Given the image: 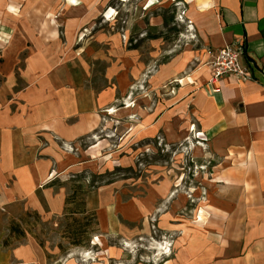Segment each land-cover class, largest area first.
<instances>
[{
    "label": "crops",
    "instance_id": "1",
    "mask_svg": "<svg viewBox=\"0 0 264 264\" xmlns=\"http://www.w3.org/2000/svg\"><path fill=\"white\" fill-rule=\"evenodd\" d=\"M79 1L0 0V264H17L20 251H40L30 235L14 248L3 237L10 222L27 215H63L61 183L89 168L94 145L82 150L78 142L96 129L97 109L111 98V36L95 29L83 52L74 53V35L93 27L87 16L100 7ZM175 1L194 43L152 74L154 98L150 116L141 117V137L182 139L193 125L211 167L198 221L168 214L169 227L181 234L163 264H264V0ZM236 42L252 78L225 75L213 91L210 51ZM96 61L105 69L99 89L89 85ZM143 65L136 60L135 75ZM171 79L181 81L162 90Z\"/></svg>",
    "mask_w": 264,
    "mask_h": 264
},
{
    "label": "rangeland",
    "instance_id": "2",
    "mask_svg": "<svg viewBox=\"0 0 264 264\" xmlns=\"http://www.w3.org/2000/svg\"><path fill=\"white\" fill-rule=\"evenodd\" d=\"M63 1L81 4L79 0ZM94 1L100 7L93 9L97 10L94 16H87L94 25L88 23V29L81 27L76 32L74 53L78 56L83 52V41L95 29L111 36L106 45L111 50V98L97 109L100 122L96 129L78 142L82 150L94 145L86 156L89 168L74 172L61 188L66 196L74 186L71 181L82 176L84 189L94 186L84 200L97 218L46 214L10 222L9 228L16 223L25 234L14 237L9 230L3 239L12 238L14 248L28 243L30 235L40 249L20 251L15 257L17 264H163L172 257L181 234L179 228L169 227L168 214L171 216L173 211L195 222L199 219V203L205 196L202 179L210 175L211 167L199 133L191 125L184 138L167 140L161 132L141 137L140 130L141 117L151 113V76L158 64L194 43L190 24L183 17L182 2ZM139 58L143 60V71L135 75ZM104 70L103 64L96 61L89 85L99 89L106 84ZM175 81L181 79L166 80L161 89L172 90ZM81 223L91 233L84 245L72 246L66 230L77 229Z\"/></svg>",
    "mask_w": 264,
    "mask_h": 264
},
{
    "label": "trees",
    "instance_id": "3",
    "mask_svg": "<svg viewBox=\"0 0 264 264\" xmlns=\"http://www.w3.org/2000/svg\"><path fill=\"white\" fill-rule=\"evenodd\" d=\"M165 20V19H164ZM82 177V176H81ZM78 178L75 180H72L71 183L74 185L72 187V190L66 194L64 198V212H63V217L66 215H73V214H82L85 218V216H91L96 219V214L94 211H88L85 205V200L84 196L88 190H91L94 188V186L89 185L84 189L85 183L82 182V178ZM74 206V207H72ZM36 217H38L35 214H32ZM28 216V215H27ZM75 220V218H73ZM16 224V223H15ZM12 228H9L10 230V235L14 234V237H19L24 235V231L21 230L19 225H15ZM96 224V222H95ZM90 229L87 227H84V225L77 224V229L75 227L71 228L69 227L66 230L67 238L72 246H79V245H84L87 239L89 238L90 235ZM7 240L9 239H4L3 243L4 245H7Z\"/></svg>",
    "mask_w": 264,
    "mask_h": 264
},
{
    "label": "built area",
    "instance_id": "4",
    "mask_svg": "<svg viewBox=\"0 0 264 264\" xmlns=\"http://www.w3.org/2000/svg\"><path fill=\"white\" fill-rule=\"evenodd\" d=\"M244 53V46L240 42L226 44L217 48L215 52L210 51L211 77L208 83L213 91L217 90L213 84L225 75H234L241 80L252 78L249 67L243 62Z\"/></svg>",
    "mask_w": 264,
    "mask_h": 264
},
{
    "label": "bare ground",
    "instance_id": "5",
    "mask_svg": "<svg viewBox=\"0 0 264 264\" xmlns=\"http://www.w3.org/2000/svg\"><path fill=\"white\" fill-rule=\"evenodd\" d=\"M107 16H108V15H107ZM107 16H106V17H107Z\"/></svg>",
    "mask_w": 264,
    "mask_h": 264
}]
</instances>
